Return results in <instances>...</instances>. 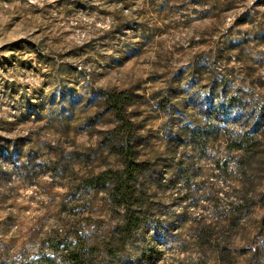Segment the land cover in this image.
<instances>
[{"label": "rangeland", "instance_id": "obj_1", "mask_svg": "<svg viewBox=\"0 0 264 264\" xmlns=\"http://www.w3.org/2000/svg\"><path fill=\"white\" fill-rule=\"evenodd\" d=\"M0 264H264V0H0Z\"/></svg>", "mask_w": 264, "mask_h": 264}, {"label": "trees", "instance_id": "obj_2", "mask_svg": "<svg viewBox=\"0 0 264 264\" xmlns=\"http://www.w3.org/2000/svg\"><path fill=\"white\" fill-rule=\"evenodd\" d=\"M120 96H124V92H119ZM119 99L108 97L109 102H115L116 105H112V108L116 110V112H119V108H117V102ZM122 100V99H121ZM117 108V109H116ZM129 167V163H126V167ZM131 170V169H130ZM127 171V170H126ZM128 175L130 174L128 169ZM128 175L120 174L119 176H116L113 179L112 187H111V194L113 198H121L124 202L128 200V197H130L133 194L132 185H129L130 183V177ZM127 210V209H126ZM128 214L126 218L124 219L123 223L115 229V232H118L119 234H124L126 232H132L135 228L138 226V217H136L132 212H129L127 210Z\"/></svg>", "mask_w": 264, "mask_h": 264}]
</instances>
